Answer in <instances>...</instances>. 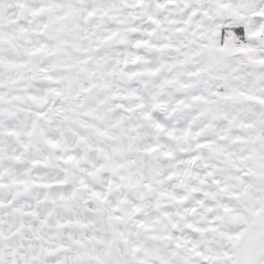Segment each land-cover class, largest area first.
Listing matches in <instances>:
<instances>
[{
    "label": "snow or ice",
    "instance_id": "obj_1",
    "mask_svg": "<svg viewBox=\"0 0 264 264\" xmlns=\"http://www.w3.org/2000/svg\"><path fill=\"white\" fill-rule=\"evenodd\" d=\"M0 264H264V0H0Z\"/></svg>",
    "mask_w": 264,
    "mask_h": 264
}]
</instances>
